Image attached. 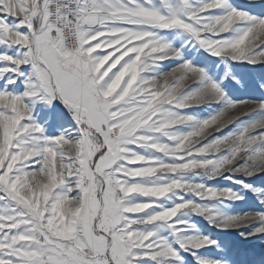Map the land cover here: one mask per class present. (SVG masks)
<instances>
[{
    "label": "snow or ice",
    "instance_id": "6c2138e0",
    "mask_svg": "<svg viewBox=\"0 0 264 264\" xmlns=\"http://www.w3.org/2000/svg\"><path fill=\"white\" fill-rule=\"evenodd\" d=\"M228 232L264 240V0H0V264H264Z\"/></svg>",
    "mask_w": 264,
    "mask_h": 264
},
{
    "label": "rangeland",
    "instance_id": "374dc122",
    "mask_svg": "<svg viewBox=\"0 0 264 264\" xmlns=\"http://www.w3.org/2000/svg\"><path fill=\"white\" fill-rule=\"evenodd\" d=\"M242 2V0H241ZM27 102V101H26ZM54 107L63 109V105L59 103V101L55 102ZM49 111V109L43 104L41 101H37L34 107V114L37 119L43 122L45 113ZM199 114L206 115L207 110L205 109H196ZM48 134H55L54 124L50 121L46 128ZM223 183V182H220ZM252 204L251 200L247 204H237L234 207V210H246ZM217 236L222 241H226L230 243L233 247L238 248L240 250H247L249 252L254 253L257 257L259 255L264 254V240L253 239V240H243L239 237V235L235 232L228 233H217ZM208 254L214 255L213 250H209Z\"/></svg>",
    "mask_w": 264,
    "mask_h": 264
},
{
    "label": "bare ground",
    "instance_id": "6f19581e",
    "mask_svg": "<svg viewBox=\"0 0 264 264\" xmlns=\"http://www.w3.org/2000/svg\"><path fill=\"white\" fill-rule=\"evenodd\" d=\"M55 108H57V107H55ZM55 127V126H54Z\"/></svg>",
    "mask_w": 264,
    "mask_h": 264
}]
</instances>
